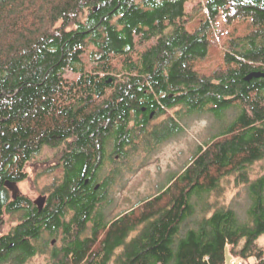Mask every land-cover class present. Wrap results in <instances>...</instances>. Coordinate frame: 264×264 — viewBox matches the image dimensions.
<instances>
[{
  "label": "trees",
  "instance_id": "obj_1",
  "mask_svg": "<svg viewBox=\"0 0 264 264\" xmlns=\"http://www.w3.org/2000/svg\"><path fill=\"white\" fill-rule=\"evenodd\" d=\"M187 2L0 0V264H31V256L45 257L41 264H227L229 256L264 264V78L245 81L264 73V0H206L193 32L182 22ZM222 16L229 24L251 20L254 29L227 39L221 70L200 73L195 62L208 56ZM70 70L80 83L69 89L80 91L73 104L81 112L52 107L61 89L54 82L59 75L69 81ZM113 75L130 84L108 88ZM146 82L178 93L171 103L189 104L195 114L220 121L230 110L237 114L168 186L112 221L100 218L96 232L51 231L58 245L47 253L38 227L48 217L26 210L23 224L2 233V217L26 204L10 201L4 182L28 181L26 165L43 145L78 138L92 147L107 129L133 139L150 129L130 118V110L139 113L143 87L151 89ZM232 181L247 194L244 219L221 204L224 183ZM80 203L83 212L91 208Z\"/></svg>",
  "mask_w": 264,
  "mask_h": 264
},
{
  "label": "flooded vegetation",
  "instance_id": "obj_2",
  "mask_svg": "<svg viewBox=\"0 0 264 264\" xmlns=\"http://www.w3.org/2000/svg\"><path fill=\"white\" fill-rule=\"evenodd\" d=\"M69 72L71 74L66 75L70 78L69 81H63V76L59 75L58 80L54 82L61 89L56 88L54 94L51 95V102L54 101L52 107L81 112L82 106L74 105L82 100L81 96L73 95L79 94L80 91L69 89L70 86L80 83L74 79V76H71L74 72L72 70ZM114 76H110L107 80L108 88H114L116 91V86L130 84V81H116ZM110 79L112 81L109 82ZM146 83L151 86V89L148 91L145 86L143 87L139 113L136 110H130V118L146 121L150 129L143 130L140 136L134 139L126 134L115 135L113 130L107 129L102 131V135L97 133L96 145L92 147L77 144L78 138L75 144L69 139H64V141L60 140V143L43 145L38 154L32 155V160L26 165V170L29 171L28 181L6 180L17 183L20 189V196L17 199L13 198L12 191L5 186L6 181L4 182L10 201L19 205L18 202L24 198L26 204L21 205V209H15L13 216H8L6 219L7 215L2 217L3 223L8 222L2 226V233L12 232L23 224L26 210L31 211L32 215L36 214L35 217L38 218L47 216L46 220L59 218V223L53 226L49 224L54 223V220L49 224L44 220L43 225L37 226L39 232L43 233L39 241L40 247L46 248L47 253L58 245V239L50 237L51 231L92 233L98 230L100 218L107 217L104 208H100L99 201L108 203L112 191L115 192L117 187L114 180L121 179L125 170L128 172L135 167L143 168L149 153L145 145L154 144L158 147L177 136L182 130L179 129L180 121L182 119L188 121L195 114L189 104H180L177 101L171 103L178 97V93L159 92L150 82ZM148 94H152L154 99L148 101L151 97ZM148 138L151 141H148ZM82 166L84 171L73 169ZM70 170L73 171L70 172ZM43 178H50V182L45 187L40 186ZM118 182L120 184L121 181ZM24 186L29 191L25 192ZM40 199L43 201L42 210L36 203ZM83 200L91 204V208L85 209L84 212L79 208ZM32 226L35 227L34 224ZM13 245L14 243H11L10 247ZM41 258L45 259V257L31 256L30 262L41 264L42 262H38Z\"/></svg>",
  "mask_w": 264,
  "mask_h": 264
},
{
  "label": "rangeland",
  "instance_id": "obj_3",
  "mask_svg": "<svg viewBox=\"0 0 264 264\" xmlns=\"http://www.w3.org/2000/svg\"><path fill=\"white\" fill-rule=\"evenodd\" d=\"M206 0H188L185 5L183 24L188 31L193 32L200 23L203 14L199 7ZM213 33L216 35L215 44L210 46L209 54L205 60L195 62V68L203 74H213L214 71L222 69L219 51L223 54L226 51L227 39L236 36H246L253 31L251 20L235 21L229 24L224 16L220 17L213 24ZM236 110H230L220 121L209 113H196L188 121L182 119L179 127L182 129L177 136L169 139L158 147L154 145L147 154L146 165L143 168H133L131 171L125 170L121 179L114 180L117 185L115 192L112 191L107 206L103 209L106 220L112 221L121 214L131 211L142 201L156 196L162 189L169 185L174 176L180 174L196 155L199 146H204L213 137L218 135L224 125L230 123L236 116ZM259 168H264V163ZM118 181H121L120 184ZM50 182V178H43L40 186L45 187ZM231 184L224 183L225 196L221 199V204L231 206L238 215L244 219L248 205L247 194L243 189L233 188ZM25 192L29 191L26 186ZM200 210V207H198ZM11 222V221H10ZM15 223V222H14ZM264 245V238L261 239ZM43 262L44 259H38ZM253 260L250 261L252 263ZM238 263L239 259L228 257L227 264Z\"/></svg>",
  "mask_w": 264,
  "mask_h": 264
},
{
  "label": "water",
  "instance_id": "obj_4",
  "mask_svg": "<svg viewBox=\"0 0 264 264\" xmlns=\"http://www.w3.org/2000/svg\"><path fill=\"white\" fill-rule=\"evenodd\" d=\"M95 10H97V9H95ZM260 78H264V73L255 71V72L248 74L245 77V81L251 82L253 79H260ZM110 81H112V79H110L109 82ZM5 186L12 191V195H13L14 199H17L20 196V189H19L17 183L11 182V181H6ZM36 203L40 206V209L42 210V205H43L42 199L38 200Z\"/></svg>",
  "mask_w": 264,
  "mask_h": 264
},
{
  "label": "built area",
  "instance_id": "obj_5",
  "mask_svg": "<svg viewBox=\"0 0 264 264\" xmlns=\"http://www.w3.org/2000/svg\"><path fill=\"white\" fill-rule=\"evenodd\" d=\"M258 263V260H253L252 261V263H250V262H246V261H244V260H239V262L237 263V264H257ZM232 264H236V263H234V262H232Z\"/></svg>",
  "mask_w": 264,
  "mask_h": 264
}]
</instances>
